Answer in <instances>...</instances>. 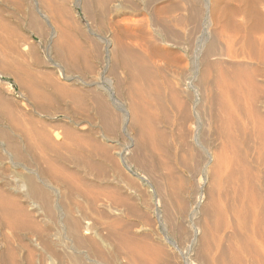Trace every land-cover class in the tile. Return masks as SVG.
I'll list each match as a JSON object with an SVG mask.
<instances>
[{"label": "rangeland", "instance_id": "rangeland-1", "mask_svg": "<svg viewBox=\"0 0 264 264\" xmlns=\"http://www.w3.org/2000/svg\"><path fill=\"white\" fill-rule=\"evenodd\" d=\"M261 13L264 0H0V53L6 51L0 57L7 58L0 59V68L8 64L13 74L0 75V188L28 213L14 229L0 218V264H257L245 252L233 215L248 214L241 175L257 173L256 153L264 151V66L246 55L249 46L260 51ZM240 27L257 33L255 48ZM60 41L66 56L58 53ZM75 43L78 57L70 53ZM240 47L248 53L242 55ZM82 48L86 53L80 55ZM244 75L253 77L252 85ZM15 76L38 84L37 105L28 102ZM13 122L26 124L28 133L43 125L37 129L59 148L47 153L39 145L32 154L45 160L38 165L45 177L34 161L25 166L7 152V142L26 135L23 126L13 130ZM217 163L228 171H218ZM225 177L228 202L215 187ZM227 203L228 225L235 221L228 228L219 213ZM259 255L264 264V252Z\"/></svg>", "mask_w": 264, "mask_h": 264}, {"label": "bare ground", "instance_id": "bare-ground-1", "mask_svg": "<svg viewBox=\"0 0 264 264\" xmlns=\"http://www.w3.org/2000/svg\"><path fill=\"white\" fill-rule=\"evenodd\" d=\"M84 2V1H83ZM194 9V8H193ZM197 10V9H196ZM245 11H248V10H245ZM250 11V10H249ZM249 11H248V13H249ZM253 11V10H252ZM193 12H195V14L193 13V15L194 16H196V18H197V15H201V14H197L196 15V11H194L193 10ZM198 13V12H197ZM200 13V12H199ZM247 13V14H248ZM258 13V12H257ZM178 14V13H177ZM191 14H192V12H191ZM191 14H190V16H191ZM242 14H245L244 12L242 13ZM246 14V15H247ZM254 14H256V13H254ZM261 14H263V13H261ZM250 15V18H252L251 17V15H253V14H249ZM257 15V14H256ZM258 17H263V16H261L260 15V12L258 13ZM264 15V14H263ZM189 16V15H188ZM193 17V16H192ZM199 17V16H198ZM254 17H255V15H254ZM257 17V18H258ZM249 18V19H250ZM193 19L194 20H196L194 17H193ZM198 19V18H197ZM201 19V18H200ZM253 20H254V18H252ZM172 20V22H173V26H177V24H174V21L175 20H177V18L176 19H174V21H173V19H171ZM179 20V19H178ZM177 20V21H178ZM181 20H183V19H181ZM187 20V19H186ZM258 21L257 22H259V18L257 19ZM34 21H35V19H34ZM134 21V20H133ZM188 21V20H187ZM148 22V21H147ZM172 22H169L170 23V25H172L171 23ZM179 22H181L180 20H179ZM196 22H197V20H196ZM195 22V23H196ZM199 22V21H198ZM264 22V21H263ZM262 21L260 22V23H263ZM176 23V22H175ZM33 24H35V23H33ZM180 24V23H179ZM178 24V25H179ZM197 24V23H196ZM29 25V24H28ZM181 25V24H180ZM179 25V26H180ZM244 25H245V23H244ZM242 26V27H245V26ZM249 25V24H248ZM264 25V24H263ZM262 24H261V26H263ZM169 26V25H168ZM258 26V25H257ZM256 26V27H257ZM260 26V27H261ZM141 27V26H140ZM178 27V26H177ZM242 27H240L241 28V30H242ZM248 28H249V26H247ZM251 27V26H250ZM255 27V28H256ZM258 28V29H261V31H262V27L261 28ZM247 28V29H248ZM235 29V28H234ZM252 29V28H251ZM243 30H244V28H243ZM242 30V31H243ZM263 30H264V26H263ZM122 31V30H121ZM246 32L247 31H249V30H245ZM245 31H243V32H245ZM254 31V30H253ZM260 31V30H259ZM260 31V32H261ZM35 32V31H34ZM157 32V31H156ZM246 32H245V34H246ZM260 32L258 33L259 35H260ZM264 32V31H263ZM36 33V32H35ZM148 33H150V32H148ZM237 33H239V31L237 32ZM236 33V34H237ZM241 34H243L242 32H240ZM240 33L239 34H237L238 36L240 35ZM250 33V32H249ZM249 33H247L248 35H249V37H248V39H247V43H249V45H250V43L251 44H253L252 46H254L256 43L254 42V41H256V39L255 38H257L258 37V35H257V37H255L256 36V34H255V32H252V30H251V33L249 34ZM255 34V35H253V34ZM262 33V32H261ZM124 34V33H123ZM154 34H156V33H154ZM235 34V33H234ZM236 34H235V36H236ZM245 34H243V36L245 35ZM247 34L245 35V36H247ZM253 35V36H252ZM264 35V34H263ZM122 36V35H121ZM237 36V37H238ZM240 36H242V35H240ZM239 36V37H240ZM244 36V37H245ZM262 34L260 35V38H258V39H260V42L259 41H257V45L259 46V53H258V49H257V47L256 46H254V48L256 47V50L254 49V52L252 51V49H250L249 47H248V51H249V53L248 52H246V51H244L245 52V54L246 53H248V54H246V55H249V56H247V57H249V59L247 58V57H245V58H247L246 60L247 61H251V64H252V62H255L256 64H258V65H262V66H264V54H263V52H264V37L262 36ZM231 37H234L233 35L231 36ZM253 37H255L254 38V41L252 40V38ZM1 38V37H0ZM236 38V37H235ZM235 38L233 39V41L231 40V42H238V44L239 45H242V44H240L241 42V40H239V38H238V41H236L235 40ZM247 38V37H246ZM245 38V39H246ZM263 38V39H262ZM3 39V38H2ZM1 39V40H2ZM165 39H168V38H165ZM242 39V41H243V37L241 38ZM4 40V39H3ZM118 40V39H117ZM116 40V41H117ZM235 40V41H234ZM119 41V40H118ZM122 40H120V42H121ZM167 41H169V40H167ZM167 41H165L166 43H167ZM230 41V40H229ZM244 41H246V40H244ZM7 43H8V41H6ZM62 41H60V43H61ZM120 42H119V44H120ZM231 42H228V43H230V45H232V44H234V43H231ZM259 42V43H258ZM5 43V42H4ZM243 43V42H242ZM255 43V44H254ZM3 44V43H2ZM78 44V43H77ZM76 43L74 44V46H70V47H73V48H75L76 47V45H77ZM118 44V43H117ZM122 44V43H121ZM125 44V43H124ZM190 44V43H189ZM243 44H246L245 42L243 43ZM13 45V44H12ZM12 45H10V49H11V46ZM59 45H62V43L61 44H59ZM114 45H116V44H114ZM137 45V44H136ZM63 47H64V50H63V47L61 48H59V46H58V44H57V46L56 47H58L59 49H58V51L60 50V49H62L61 50V52L62 51H64L65 52V45L63 44L62 45ZM117 46V45H116ZM121 46V45H120ZM122 46H123V44H122ZM126 46V45H125ZM228 46V45H227ZM233 47H235V44L234 45H232ZM231 46V47H232ZM236 46H237V43H236ZM13 47V46H12ZM80 47V44H79V46H78V48ZM230 47V46H229ZM238 47V46H237ZM244 47V46H243ZM67 48H68V46H67ZM66 48V49H67ZM77 48V49H78ZM81 48V47H80ZM80 48L78 49V50H80ZM117 48H119V45H118V47H116V49ZM123 48V47H122ZM157 48H158V46H157ZM211 48V47H210ZM241 49H242V55H243V49L244 48H242V47H240ZM245 48H247V46L245 45ZM251 48H253V47H251ZM69 49V48H68ZM76 48L74 49V50H72L73 52H70V53H72V55H73V53L75 54V50H77ZM83 49V51H81V53H80V55L82 54V52H84L85 51V53H86V50L84 49V48H82ZM116 49L114 50V52H120V51H116ZM230 49H232V48H230ZM229 49V50H230ZM234 49V48H233ZM56 50H57V48H56ZM126 50V49H125ZM129 50V49H128ZM228 50V51H229ZM236 51L238 50V49H235ZM245 50V49H244ZM11 51H15V49L13 50V48L11 49ZM240 51V50H239ZM255 51H257V52H255ZM263 51V52H262ZM4 54H5V52L4 51H2ZM1 52V53H2ZM21 52V51H20ZM20 52H19V54H20ZM60 51L58 52V53H61ZM67 52L69 53V51L67 50ZM80 52V51H79ZM124 52V51H123ZM169 52V51H168ZM167 52V53H168ZM230 52H231V50H230ZM238 52V51H237ZM241 52V51H240ZM0 53V54H1ZM10 53V52H9ZM9 53H8V55H9ZM12 53V52H11ZM11 53H10V55H11ZM69 53V54H70ZM85 53H83V55L85 54ZM121 53V52H120ZM119 53V54H120ZM166 53V52H165ZM167 53H166V56H167ZM7 54V53H6ZM17 53H15V55H16ZM53 54V53H52ZM57 54V53H56ZM76 54L78 55V53L76 52ZM76 54L74 55L75 57H78V56H76ZM118 54V53H117ZM117 54H114V55H117ZM122 54V53H121ZM121 54H120V56H118V57H122L123 56V54H122V56H121ZM231 53H229V55H230ZM233 54V53H232ZM241 53H239V55H240ZM244 54V55H245ZM14 55V56H15ZM58 55V54H57ZM63 55V52H62V54H61V56ZM67 55V53L65 54V55H63V56H66ZM71 55V56H72ZM113 54H112V57L114 56ZM125 55V54H124ZM158 55V54H157ZM235 55V54H234ZM238 55V56H239ZM1 56V55H0ZM17 56V55H16ZM19 56V55H18ZM69 56V55H68ZM131 56V55H130ZM161 56V55H160ZM164 56V55H163ZM178 56V55H177ZM3 57H4V55H3ZM8 57V56H7ZM11 57H12V55H11ZM22 57H23V55H22ZM22 57H20V58H22ZM59 57V56H58ZM84 57H86V56H84ZM165 57V56H164ZM240 57H242L243 58V56H240ZM19 58V59H20ZM24 58V57H23ZM65 58V57H64ZM72 58V57H71ZM74 58V57H73ZM73 58L72 59H70V61H71V63L73 62ZM98 58V57H97ZM123 58V57H122ZM133 58V57H132ZM135 58H139V57H135ZM134 58V59H135ZM166 58H168V56L166 57ZM203 58V57H202ZM205 58V57H204ZM208 58V57H207ZM235 58V57H234ZM241 58V59H242ZM244 58V59H245ZM0 59H1V57H0ZM3 59V58H2ZM1 59V60H2ZM4 59H6L7 60V58H4ZM3 59V60H4ZM9 59V58H8ZM65 59H67V58H65ZM79 59L80 58H78V60H77V58H76V64H77V61H79ZM84 59H86V58H84ZM112 59H115V57L114 58H112ZM131 59V58H130ZM130 59H129V61H130ZM2 60V61H3ZM10 60V59H9ZM13 60V59H12ZM17 60V59H16ZM58 60H59V62L61 61L62 63H64V60L62 59V57H59L58 58ZM81 60V59H80ZM116 61H117V58L115 59ZM115 60H113V61H115ZM132 60V59H131ZM138 60H140V59H138ZM141 60H142V58H141ZM140 60V61H141ZM204 60V59H203ZM245 60V61H246ZM253 60V61H252ZM1 61V62H2ZM119 61V60H118ZM120 61H121V58H120ZM119 61V62H120ZM135 62H137V60H134ZM139 61V62H140ZM245 61L243 62V63H245ZM246 61V62H247ZM5 62V60L3 61V63ZM6 62H8L9 64H10V62L9 61H6ZM17 62V61H16ZM15 62V60H14V63H16ZM18 62H20V60H18ZM18 62H17V64H18ZM23 62V61H22ZM118 62V63H119ZM131 62V61H130ZM129 62V63H130ZM132 62H133V60H132ZM139 62L137 63V64H139ZM205 62V61H204ZM248 62V63H249ZM12 63V62H11ZM67 63H69V62H67ZM114 63V62H113ZM142 63V62H141ZM254 63V64H255ZM22 64V66L24 65L23 63H21ZM117 63H115V65H116ZM121 64H123V62L122 63H120V66H121ZM134 64V63H133ZM208 64H209V62H208ZM251 64L249 65V66H251ZM4 65V64H3ZM2 65V66H3ZM7 65L8 64H6L5 66H6V68H5V66H4V68L3 69H5V70H3V69H1L0 68V75L2 76V77H9V76H13V74H10V71H8L7 72ZM20 65V64H19ZM71 65H73V64H71ZM132 65V64H131ZM130 65V66H131ZM210 65V64H209ZM247 65L248 64H246V66H245V64H244V66L245 67H247ZM257 65V66H258ZM10 66V65H9ZM123 66H124V64H123ZM252 66H254V65H252ZM261 66V67H262ZM18 67H20V66H18ZM16 69H17V67H15ZM14 68V69H15ZM76 68H77V66H76ZM124 68V67H123ZM126 68V69H125ZM124 69L127 71V67H125ZM133 68V67H132ZM260 67H258V69H259ZM12 69V68H11ZM19 69V68H18ZM23 69H25V68H23ZM22 69V70H23ZM68 69V68H67ZM130 70L129 71H131V68H129ZM246 69V68H245ZM3 70V71H2ZM77 70V69H76ZM247 70V72L248 71H253V70H248V69H246ZM256 70V69H255ZM19 71H20V69H19ZM26 71H27V69H26ZM30 71V70H29ZM125 71V72H126ZM259 71H261L260 69H259ZM15 72V71H14ZM245 72V71H244ZM253 72H255V71H253ZM12 73V72H11ZM17 73H19V72H17ZM16 73V74H17ZM48 73V72H47ZM130 73V72H129ZM257 73H258V71H257ZM256 73V74H257ZM15 74V75H16ZM245 74V73H244ZM249 74H251V72H249L248 73V76H249ZM254 74V73H253ZM256 74H254V75H256ZM259 74V73H258ZM34 75V74H33ZM130 75V74H129ZM260 75V74H259ZM27 76V75H26ZM35 76V75H34ZM245 77H247L246 75H244ZM251 76V75H250ZM16 77V76H15ZM252 77V76H251ZM251 77H247V79L249 80V82H250V85H252L251 83H253V82H251V79H253V77L251 78ZM256 77V76H255ZM1 78V77H0ZM26 78H28V77H26ZM29 78L32 80V79H34L33 78V76H31V74H30V76H29ZM37 78V77H36ZM251 78V79H250ZM23 79V78H22ZM255 79V78H254ZM35 80V79H34ZM248 80H247V83H249L248 82ZM254 81V80H253ZM15 82H16V84H17V86L19 87V89L20 90H22L24 93H26V96H27V100H28V102H31V104L33 103V102H35L36 104L35 105H37V100H38V98L42 95L41 93H40V91L38 90V84H36V83H33L32 84V82H30L31 84H27V82L26 81H24V80H20V79H18V77H16L15 78ZM40 82V81H39ZM255 82V81H254ZM246 83V84H247ZM256 83H254V85H255ZM250 85L248 84V86L250 87ZM58 87V86H57ZM254 88H256L257 86L255 85V86H253ZM58 88H60V87H58ZM251 88V87H250ZM253 88V89H254ZM257 89V88H256ZM21 91V92H22ZM246 91H248V90H246ZM255 91V90H254ZM60 92H61V90H60ZM249 92V91H248ZM251 92V91H250ZM255 93V92H254ZM252 94V92L251 93H249L250 94V96H251V94L252 95H254V96H257V95H255V94ZM248 94V93H247ZM248 94V95H249ZM74 95V94H73ZM73 95H72V98H73ZM247 95V96H248ZM253 96V97H254ZM75 97V96H74ZM41 98V97H40ZM44 98V97H43ZM42 98V99H43ZM251 98V97H250ZM42 99H41V101H42ZM77 99H79V98H77ZM76 99V100H77ZM40 100V99H39ZM73 100H74V98H73ZM253 100V99H252ZM255 100V99H254ZM75 101V100H74ZM78 101H80V103H81V100L79 99ZM228 101V100H227ZM237 101H239V100H237ZM244 102L245 101H247V100H243ZM243 101H242V103H243ZM249 101H250V99H249ZM84 101H82V103H83ZM99 102V101H98ZM39 103V102H38ZM85 103V102H84ZM241 103V104H242ZM255 103V102H254ZM30 104V105H31ZM100 105H102L101 103H99ZM236 104V103H235ZM248 104V103H247ZM250 104V103H249ZM78 105H79V103H78ZM78 105H76L75 104V106H77V107H75V108H78V107H80V106H78ZM82 105H84V104H82ZM237 105H239L238 103H237ZM253 105V104H252ZM254 105H256V103L254 104ZM39 106V105H38ZM38 106H36L37 108H38ZM224 106H225V104H224ZM239 106H241V105H239ZM84 107V106H83ZM82 107V112H84L83 110H84V108ZM101 107V106H100ZM244 107V106H243ZM39 108H41V107H39ZM39 108H38V111H39ZM226 108V107H225ZM237 108V107H236ZM239 108V107H238ZM242 108V107H241ZM254 108V107H253ZM247 108H245V110H246ZM40 110H42V108L40 109ZM74 110H76V109H74ZM79 110H81L80 108H79ZM240 110V109H239ZM237 111V110H236ZM250 111V110H249ZM248 111V112H249ZM256 111V110H255ZM238 112V111H237ZM244 112V111H243ZM230 114V113H229ZM232 114V113H231ZM230 114V115H231ZM248 115V114H247ZM247 115H245V116H247ZM226 116V115H225ZM241 116V115H240ZM249 116V115H248ZM256 116L257 115H255V118H256ZM233 117V116H232ZM27 118V117H26ZM230 118V117H229ZM229 118H227V119H229ZM236 118V117H235ZM238 118V117H237ZM243 118V117H242ZM255 118H254V120H255ZM258 118H260V117H257L256 119H258ZM245 120H246V118H244ZM251 119V118H250ZM262 119V118H261ZM30 120H32V119H30ZM29 120V121H30ZM72 120V119H71ZM234 120H236V119H234ZM239 120V119H238ZM264 120V119H263ZM27 121H28V119H27ZM243 121V120H242ZM255 121H258V120H255ZM20 122V121H19ZM18 122V123H19ZM228 122V121H227ZM230 122V121H229ZM235 122V121H234ZM247 122H248V119H247ZM246 122V123H247ZM261 122H262V120H261ZM29 123V122H28ZM27 123V124H28ZM33 123V122H32ZM36 123V122H35ZM244 123V122H243ZM253 123V122H252ZM251 123V124H252ZM258 123L260 124V122L258 121ZM258 123L256 122V130H257V125H258ZM263 123V125L262 126H264V121L262 122ZM13 125L12 126H14L12 129L13 130H15V129H17V128H15V124H17V123H15V122H13L12 123ZM234 124V123H233ZM232 124V125H233ZM18 125V124H17ZM19 125L20 126H23L22 128L24 129V134L26 133V135L24 136L23 135V137L21 138V142L19 143L18 141L16 142V141H14V140H11V141H9V142H7V144H6V146H7V152H9V154H10V152H12V154H13V158L15 157V159L17 160V161H20V162H23V164L25 165V166H32L29 162L30 161H28V160H32V161H34V162H32L33 163V165H35L34 167H36L37 168V170H38V173H39V175L40 176H42V177H45V175H48V172H45L44 170H42V168L40 167L41 165L39 164L40 162H44V161H42V159L40 160H36V159H38L36 156V159H34L33 157L34 156H32V154H34V151H36V146H38L39 147V145L40 146H42V145H44V147H45V150H46V152L47 153H55L59 148H57V147H55V146H53V144L51 143L52 141L50 140V136H48L44 131H43V129H41V131L40 130H38V129H40L39 128V125H38V129L35 127L34 129H36V130H38V131H36V133H35V130L34 129H30V128H32V127H34L35 125H33V126H31L30 124L28 125V127L27 128H29V126H30V131L32 132V133H28L29 131H26L25 129V126H26V124L25 125H22V123L20 124L19 123ZM18 125V126H19ZM231 125V124H230ZM36 126H37V124H36ZM42 128L44 127L43 125H40ZM238 126V125H237ZM236 126V127H237ZM244 126H245V124H244ZM260 126V125H259ZM17 127V126H16ZM184 127V126H183ZM226 127V126H225ZM228 127V128H227ZM226 128H227V130L229 129V125L227 126ZM231 127V126H230ZM234 126H232V128H233ZM246 127V126H245ZM251 127H252V125H251ZM254 127V126H253ZM252 127V128H253ZM45 128V127H44ZM224 128V127H223ZM241 128V127H240ZM246 128H248V127H246ZM251 128V129H252ZM262 128L263 127H261V128H258V129H260V130H262ZM28 129V130H29ZM12 130V131H13ZM18 130V129H17ZM17 130H16V133L18 134V132H17ZM21 130V129H20ZM246 130V129H245ZM264 130V129H263ZM11 131V132H12ZM19 131V130H18ZM26 131V132H25ZM71 131V130H70ZM70 131L68 132V133H70ZM235 131V130H234ZM242 131V130H241ZM241 131H239V133L241 132ZM250 131V130H249ZM258 131V130H257ZM21 132V131H20ZM19 132V133H20ZM225 132V131H224ZM223 132V133H224ZM252 132V131H251ZM259 132H261V131H258V133ZM12 133H14V132H12ZM16 133L14 134V135H16ZM28 133V134H27ZM35 133V134H34ZM66 134H65V137H66V140L67 139H69V138H67L68 137V133L67 132H65ZM242 133H243V131H242ZM241 133V134H242ZM258 133H257V136H258ZM4 134V133H3ZM6 134V133H5ZM11 134V133H10ZM22 134H23V131H22ZM33 134V135H32ZM71 134V133H70ZM72 134H74L73 132H72ZM195 134V133H194ZM237 134V133H236ZM244 134H245V132H244ZM259 134H261V133H259ZM231 135H232V133H231ZM233 135H234V133H233ZM8 136H9V133H8ZM11 136V135H10ZM13 136V135H12ZM11 136V137H12ZM17 136V135H16ZM16 136H15V138H16ZM19 136V135H18ZM74 136L76 137V139H75V141L77 140V141H79L80 139H79V136H78V139H77V135L76 134H74ZM222 136V135H221ZM224 136H226V134L224 135ZM241 136V135H240ZM264 136V135H263ZM20 137H21V135H20ZM19 137V138H20ZM69 137H73V135L71 136H69ZM75 137H73V138H75ZM259 137V136H258ZM6 138H8V137H6ZM10 138V137H9ZM73 138H72V140H73ZM224 138V137H223ZM263 137H261V139H262ZM10 139H14V138H10ZM243 139V138H242ZM261 139H260V141H261ZM19 140V139H18ZM71 139H70V141H72ZM75 141H72V142H74L75 143ZM76 141V142H77ZM224 141V140H223ZM232 141H233V137H232ZM81 142V141H80ZM179 142V141H178ZM225 142V141H224ZM228 142V141H227ZM263 142V141H262ZM73 143V144H74ZM82 143V142H81ZM226 143V142H225ZM230 143V142H229ZM238 143V142H237ZM240 143H242V142H240ZM261 142H259V144H260ZM264 143V142H263ZM263 143H261L260 144V146L262 147H264V144ZM63 144V143H62ZM62 144H58V146H62ZM77 144H79L78 142H77ZM223 144V143H222ZM263 144V145H262ZM74 145H76V143L74 144ZM80 145V144H79ZM221 145V144H220ZM228 145V144H227ZM239 145V144H238ZM57 146V145H56ZM82 146V145H81ZM225 146V145H224ZM229 146V145H228ZM227 146V149L226 148H223V149H226V150H228V147ZM243 146V145H242ZM37 147V150L39 149ZM43 147V146H42ZM92 147V146H91ZM220 147V146H219ZM218 147V148H219ZM238 147V146H237ZM255 147V146H254ZM239 148V147H238ZM70 149V148H69ZM232 149V148H231ZM240 149H241V147H240ZM22 150H24V155H22L21 154V151ZM218 150H221V149H218ZM243 150H244V148H243ZM5 151V150H4ZM41 151H42V148H41ZM44 151V150H43ZM66 151H67V149H66ZM232 151H233V149H232ZM238 151V150H237ZM248 151V150H247ZM251 151V150H250ZM253 151V150H252ZM257 151V150H256ZM260 150H258V152H259ZM262 151V150H261ZM45 152V151H44ZM46 152H45V154H46ZM183 152V151H182ZM215 152H217V151H215ZM219 152V151H218ZM226 153H228V154H231V153H229V151L228 152H226L225 151V155H228V154H226ZM256 153V152H255ZM261 153V152H260ZM260 153H256L257 155L259 154V156H257V157H259V158H256L258 161H257V165H256V170H257V173L256 174H253L249 169V171H246L245 173H244V175H241V176H243V180H244V182H242V186H243V189H242V194H243V200L246 202V204L248 205V209L249 210H247V212H246V214L248 213L249 214V216H248V214L247 215H244V213L245 212H241V213H239V212H237V213H235L233 216H235L234 217V219L236 220V225H235V223H234V227H235V229L236 230H238L237 232H239V233H242L244 236H245V239H244V245L246 246L245 248H246V253L248 254V256H252V259H255V260H257V264H261L262 262H260V260H258V257L260 256L259 255V253L261 252V251H263L264 252V196H263V194H264V191L263 190H261V189H263L264 188V161L262 160V157L264 156H262L261 157V155L264 153V151H262V153L260 154ZM45 154H44V156H45ZM223 154V153H222ZM235 154H236V152H235ZM238 154V153H237ZM221 155V154H220ZM232 155V154H231ZM10 156V155H9ZM41 156V155H40ZM57 156V155H56ZM214 156V155H213ZM218 156H219V154H218ZM246 156V155H245ZM39 157V156H38ZM57 157H59V156H57ZM182 157V156H181ZM225 157V156H224ZM229 157V156H228ZM232 157H233V155H232ZM255 157V156H254ZM40 158V157H39ZM44 158V157H43ZM54 158V157H53ZM56 158V157H55ZM217 158V157H216ZM239 158V157H238ZM261 158V159H260ZM45 159V158H44ZM48 159V158H47ZM215 159V158H214ZM225 159L227 160V156L225 157ZM224 159V160H225ZM251 159H253V156H252V158ZM218 160H220V158L218 159ZM230 160V159H229ZM229 160H227V161H225L224 163L226 164V162H228ZM232 160V159H231ZM240 160V159H239ZM249 160V159H248ZM233 161H234V158H233ZM253 164H254V161H252V160H250ZM232 162V161H231ZM237 162V161H236ZM235 162V163H236ZM45 163H47V162H45ZM44 163V164H45ZM219 163V162H218ZM217 163V164H218ZM232 163H234V162H232ZM232 163H231V165H232ZM239 163V162H238ZM249 163V162H248ZM219 164H221V162L219 163ZM216 165V167L217 166H219V170L218 171H220L221 170V168L222 167H220V165ZM228 164H230L229 162H228ZM38 165H40L39 167L41 168H39L38 167ZM222 165H223V162H222ZM221 165V166H222ZM236 165V164H235ZM234 165V166H235ZM249 165V164H248ZM255 165V164H254ZM254 165H253V167H254ZM198 166V165H197ZM240 166H241V164H240ZM164 167V166H163ZM238 168H239V166H237ZM252 167V166H251ZM242 168V167H241ZM250 168V167H249ZM56 169H58V171H60L59 170V168H56ZM223 170V172H225V170H227V169H222ZM221 170V171H222ZM231 170V169H230ZM244 170V169H243ZM252 170V169H251ZM57 170H56V172H58ZM169 171H171V170H169ZM220 171V172H221ZM228 171V170H227ZM55 172V173H56ZM230 172V171H229ZM228 172V173H229ZM240 172H242V171H240ZM58 173H61V171L60 172H58ZM164 173V172H163ZM208 173V172H207ZM216 173H218L217 172V170H216ZM232 173V172H231ZM63 174V173H62ZM65 174V176L67 175L66 173H64ZM237 174V173H236ZM70 175V174H69ZM239 175V174H238ZM64 176V177H65ZM208 176V175H207ZM234 176V175H233ZM60 177V176H59ZM61 177H62V175H61ZM159 177V176H158ZM75 178V177H74ZM73 178V179H74ZM226 178V177H225ZM234 178V177H233ZM237 178V177H236ZM64 179V178H63ZM72 179V180H73ZM224 179V178H223ZM242 179V178H241ZM25 180V179H24ZM23 180V181H24ZM76 180V179H75ZM220 180H222V179H220ZM239 180V179H238ZM237 180V181H238ZM28 181H32V179H31V177H29L28 178ZM28 181H27V183H28ZM33 182V181H32ZM31 182V183H32ZM214 182V181H213ZM240 182V181H239ZM74 183V182H73ZM76 183V182H75ZM78 183V188L80 187V188H82L83 189V186H82V184H81V186H79V182H77ZM238 183V182H237ZM213 184V183H212ZM228 177L226 178V179H224V181L222 180V181H218V184H217V186H215V187H218V189H219V191H220V193L221 194H218V195H224L225 197H223V199L225 198V200H226V198H228ZM184 185V184H183ZM230 185V184H229ZM5 186V185H4ZM30 186H32L31 184H30ZM181 186V185H180ZM185 186V185H184ZM183 186V187H184ZM213 186V187H214ZM241 186V187H242ZM6 187V186H5ZM34 187V186H33ZM32 187V188H33ZM40 187V186H39ZM85 187V189H86V191H88V188L86 187V186H84ZM35 188H36V186H35ZM74 189L76 188V185L73 187ZM79 188V189H80ZM4 189H6V188H4ZM37 189V188H36ZM72 189V188H71ZM85 189H83V190H85ZM180 189V188H179ZM37 190H39V189H37ZM76 190H78V189H76ZM81 190V189H80ZM233 190V189H232ZM8 191V190H7ZM90 191V190H89ZM88 191V192H89ZM261 191H263V194L261 193ZM33 192V191H32ZM36 193H37V191H35ZM43 192H44V189H43ZM75 192H78V191H75ZM81 192V191H80ZM87 192V193H88ZM45 193V192H44ZM43 193V194H44ZM85 194V192H82L81 194ZM86 193V194H87ZM194 193V192H193ZM39 194H42V193H39ZM85 194V195H86ZM90 194H91V191H90ZM188 194V193H187ZM84 195V196H85ZM89 194H87V196H88ZM94 195H92V197H93ZM47 197V196H46ZM89 197V196H88ZM91 197V198H92ZM193 197V196H192ZM220 197V196H219ZM239 197V196H238ZM87 198V197H86ZM90 198V200H91V202L94 200V198H92L91 199ZM220 198H222V197H220ZM219 198V199H220ZM88 199V198H87ZM241 199V198H240ZM43 200V199H42ZM213 200V199H212ZM227 202H228V200H226ZM237 202V201H236ZM240 202V201H239ZM238 202V203H239ZM226 203V202H225ZM219 204V203H218ZM240 204H242V202L240 203ZM222 206H224V205H222ZM226 208H223L225 211H222V210H220V212L219 213H221L222 212V217H223V225H225L227 228H228V226H230L231 225V223L232 222H235L234 220H232V221H230L229 223H230V225H228V220H230V219H228L229 218V216H228V203L226 204V206H225ZM215 208V207H214ZM233 209V208H232ZM232 209H231V211H232ZM237 209H239V208H237ZM230 211V212H231ZM244 211V210H243ZM233 212H234V210H233ZM218 213V214H219ZM232 213H230V215H231ZM0 215H1V217L0 218H3L4 220H3V222L4 221H6L5 222V225H6V223H7V227L8 226H10L11 228H16L17 227V224H18V221L20 220V219H27L28 218V213L23 209V207L21 206V203H20V201L18 200V198H16L15 196H12V194H10V191H9V193L8 192H6V191H4L3 189H1L0 188ZM231 217H232V215H231ZM231 219H233V218H231ZM222 220V219H221ZM219 221V220H218ZM217 222V221H216ZM220 223V222H219ZM233 224V223H232ZM110 225V224H109ZM108 225V226H109ZM218 226V225H217ZM216 226V227H217ZM219 226H221V224L219 225ZM225 227V229H227ZM231 227V226H230ZM232 227H233V225H232ZM233 227V228H234ZM230 229H232V228H230ZM223 230H224V228H223ZM234 230V229H233ZM236 230H234V231H236ZM78 231V230H77ZM216 231V230H215ZM80 233V232H79ZM223 233H224V231H223ZM82 234V233H81ZM87 237V236H86ZM214 244V243H213ZM229 246H231V245H229ZM101 247V246H100ZM226 248V247H225ZM229 248V247H228ZM232 250V249H231ZM260 251V252H259ZM236 257V256H235ZM263 258V257H262ZM254 260V261H255ZM252 261V260H251ZM253 262V261H252ZM253 264H255L254 262H253Z\"/></svg>", "mask_w": 264, "mask_h": 264}]
</instances>
